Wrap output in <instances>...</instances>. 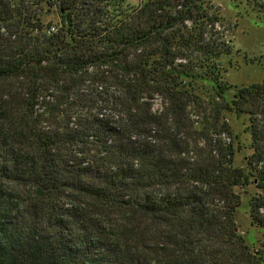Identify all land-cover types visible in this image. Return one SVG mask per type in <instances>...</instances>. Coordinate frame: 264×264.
<instances>
[{
    "label": "trees",
    "instance_id": "trees-1",
    "mask_svg": "<svg viewBox=\"0 0 264 264\" xmlns=\"http://www.w3.org/2000/svg\"><path fill=\"white\" fill-rule=\"evenodd\" d=\"M222 25L204 0H0V264H264L235 217L254 186L264 231V78L224 80Z\"/></svg>",
    "mask_w": 264,
    "mask_h": 264
},
{
    "label": "rangeland",
    "instance_id": "rangeland-1",
    "mask_svg": "<svg viewBox=\"0 0 264 264\" xmlns=\"http://www.w3.org/2000/svg\"><path fill=\"white\" fill-rule=\"evenodd\" d=\"M209 12L217 15L223 25L218 26L222 38L229 41L228 54L220 59L222 69L227 73L224 80L235 86L260 83L264 78V9L258 0H204ZM136 6L139 0H125ZM46 21L55 22V14L45 16ZM234 132L238 133L241 150L234 156V165L243 166L244 160L252 153L249 149V135L244 132L247 117H227ZM241 195V205L236 211L238 231L252 249H261L264 244V231L252 225L246 203L249 197L262 192L254 186L236 189Z\"/></svg>",
    "mask_w": 264,
    "mask_h": 264
},
{
    "label": "built area",
    "instance_id": "built-area-1",
    "mask_svg": "<svg viewBox=\"0 0 264 264\" xmlns=\"http://www.w3.org/2000/svg\"><path fill=\"white\" fill-rule=\"evenodd\" d=\"M259 7L264 9V0H258Z\"/></svg>",
    "mask_w": 264,
    "mask_h": 264
}]
</instances>
